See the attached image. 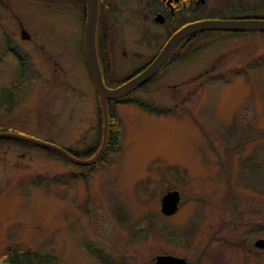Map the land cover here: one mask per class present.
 Returning <instances> with one entry per match:
<instances>
[{
	"label": "rangeland",
	"instance_id": "obj_1",
	"mask_svg": "<svg viewBox=\"0 0 264 264\" xmlns=\"http://www.w3.org/2000/svg\"><path fill=\"white\" fill-rule=\"evenodd\" d=\"M155 5L103 0L112 81L164 42ZM223 13L264 16V0H203L187 19ZM84 20L81 0H0V122L81 157L101 128L81 48ZM23 30L40 35L57 64L24 78L15 94ZM176 57L133 93L157 109L113 105L120 147L99 163L0 140V261L8 247H32L65 264H154L157 253L192 264H264V248L251 250L264 235V31L202 33ZM170 188L181 198L167 215L159 206Z\"/></svg>",
	"mask_w": 264,
	"mask_h": 264
},
{
	"label": "water",
	"instance_id": "obj_2",
	"mask_svg": "<svg viewBox=\"0 0 264 264\" xmlns=\"http://www.w3.org/2000/svg\"><path fill=\"white\" fill-rule=\"evenodd\" d=\"M203 1V0H200ZM99 9V0H86V17L83 30V51L89 76L94 85V88L99 96L101 110L103 115L102 123V138L100 145L93 154L85 157L78 156L72 153L67 148L56 143L40 140L34 137L23 135L12 130H0V136L16 137L24 140H29L37 144L52 148L70 160L78 164L93 163L104 151L107 136H108V100L119 98L128 94L135 88L144 84L150 79L161 67L165 59L168 57L172 48L186 35L202 29H222V30H264V16H236V17H204L192 20L178 29H176L157 54L136 74L132 75L125 81L115 86H108L104 82L101 67L99 64L96 50V25ZM161 13L154 16V20H162ZM180 192L178 188H170L161 195L160 209L165 214H171L178 208L180 201ZM255 244L264 247V236L255 239ZM155 264H191V262L181 255L173 253H157L154 256ZM0 264H11L7 260L0 261Z\"/></svg>",
	"mask_w": 264,
	"mask_h": 264
},
{
	"label": "trees",
	"instance_id": "obj_3",
	"mask_svg": "<svg viewBox=\"0 0 264 264\" xmlns=\"http://www.w3.org/2000/svg\"><path fill=\"white\" fill-rule=\"evenodd\" d=\"M102 4H103V0L100 3L99 17H98V20H97L96 41H97V45H99L98 46V50H99V53H100V60H101V64L103 66V70H104V73H105V80L107 82V85L108 86H115V85L119 84L124 78H116V79H114L112 81V79H109L107 74H106V59L107 58H106V55L103 53L104 40L101 39L102 37L100 36V26H101V21L103 20V18L101 17ZM253 13H256V12H253ZM252 15L262 16V15H258V14H252ZM216 16H220V17H236V16H245V15H240L238 13H233V14L223 13V14H218ZM199 18H204V17L190 18V19H187L185 22L192 21V20L199 19ZM223 31L241 32V31H247V30L235 31V30H222V29H202V30H197L195 32H192V33L186 35L187 37H189V39L186 40L185 38H182L179 41L178 44L176 43V45L173 47V49L171 51V54L169 55V57H170L169 61H165L161 65V67H160V69H159V71L157 73L161 72L162 69L170 61H173L175 59H179L180 58V57H176V56H178L180 54V53L177 54V52L178 51L181 52V49L184 47L183 43H185V46L187 44H190V42L193 39H195L197 36H199L202 33H212V32L215 33V32H223ZM256 31H264V30H256ZM33 75H35V74H33ZM26 77L27 76L24 74L23 65L21 64V67L19 69L17 78H16V80L13 81V84H12V88H13L15 94L23 92L21 88H22V85L24 84V78H26ZM153 77L150 78L144 84L140 85L139 87H137L134 90H132L131 92H129L128 94H125V95H123V96H121L119 98L109 99L108 100L109 117H108L107 143H106L104 151L101 153V155L93 163H91L92 165L96 164V163H99L101 160H103V157L105 156V154H106V152L108 150H112V149L115 150V149H118L120 147L121 124H120V119H119V117L116 116V114L114 112V107H113V105L117 101H121V100L122 101H128V102H132V103H134L136 105H139L141 107H145V108H148V109H157L156 108L157 106L155 105V103L153 101L151 102L148 99L145 100L144 98H141V97L139 98V97H137V96H135L133 94L137 90L146 89V87L148 85V82H150L153 79ZM98 98H99V96H98ZM99 102H100V99H99ZM4 108L6 109L7 107L4 106ZM1 111H5V110H3L1 108ZM99 121H100L99 126L101 125V128H98V133H99V130H100V134L98 135V133H97V137H96L95 143H97V141H98V136H99V139L102 138L103 115H102V110H101V104H100V109H99ZM0 130H12V129H10L5 124H2L0 122ZM12 131H14V130H12ZM10 138L15 139V140H20V141L21 140L22 141H29V140L16 138V137L0 136V140L1 139H10ZM29 142H31L33 144H37V143L32 142V141H29ZM95 143H93V144H91L90 146L87 147V149H86L87 151H86V155L85 156H89V155L93 154L94 151L98 148V146L100 145L99 144L100 141H99V143L97 145ZM37 145H40V144H37ZM40 146L44 147V148H47V149H50V150L54 151L55 153H58V154L62 155L63 157H65L66 159L70 160L69 158L64 156L62 153H60V152H58V151H56V150H54L52 148H49V147H46V146H43V145H40ZM68 150H70L72 153H74V154H76L78 156H81L77 150H74L72 148L71 149L69 148ZM87 165H89V164H87ZM2 258L4 260L9 261L11 264H65L56 254H53V253H51L49 251H46V250L35 249V248H32V247H26V248L8 247V249L3 252ZM153 262H154V258H153Z\"/></svg>",
	"mask_w": 264,
	"mask_h": 264
},
{
	"label": "flooded vegetation",
	"instance_id": "obj_4",
	"mask_svg": "<svg viewBox=\"0 0 264 264\" xmlns=\"http://www.w3.org/2000/svg\"><path fill=\"white\" fill-rule=\"evenodd\" d=\"M56 1V0H55ZM73 1V0H72ZM102 0H99V9H98V17H99V10H100V3ZM155 1V10H154V15H153V19L154 16L157 13H161L163 16L162 20H155L157 22H159L160 24H163L166 29H167V35L165 37L164 42L159 46V49H157V51L149 58L147 59L143 64H141L139 67L134 68L131 72H129L128 74H125L122 78H124L121 82L125 81L126 79H128L129 77H131L132 75L136 74L138 71H140L144 66H146L150 60L157 54V52L160 50V48L163 46V44L165 43V41L169 38V36L176 30L178 29L180 26L190 22H185L187 20V14L189 9L191 8L192 5L198 3L200 0H154ZM56 3V2H55ZM81 3L83 5V14H84V18L86 17V0H81ZM97 17V20H98ZM85 23V20H84ZM97 27V26H96ZM23 34L24 37L26 38V45H25V49H24V55L22 56V61L21 64L23 65L24 68V74L26 76L31 75L32 73L34 74H39L40 71L42 70V68L46 69L47 66L50 64L48 62H50L53 65H56L57 62L56 61H52V60H48L50 58H48V52L46 49V44L45 42L40 38V35H33L31 34V32L27 31V30H23ZM186 40L189 39V37H183ZM83 39V38H82ZM184 42V41H183ZM179 43V42H178ZM177 43V44H178ZM98 46L97 45V41H96V50H97V56H98V60H99V64L101 67V72H102V76L104 79V82L107 84L106 80H105V73L103 70V66L101 64V60H100V53L98 50ZM183 46H185V43H183ZM81 48L83 50V41L81 43ZM100 48V47H99ZM173 49V48H172ZM172 51V50H171ZM171 51L169 53V55L171 54ZM84 53V51H83ZM103 53L106 55V69L108 70H112V56H114L113 53V47L111 46L110 43L105 42L104 46H103ZM180 53L179 51L177 52V54ZM35 54V56H34ZM169 55L168 57L165 59V61H169ZM53 58H54V54H52ZM164 61V62H165ZM163 62V63H164ZM86 64V61H85ZM44 65V67H43ZM87 67V65H86ZM88 70V69H87ZM159 71V70H158ZM107 74V73H106ZM158 73H156L154 75V77L157 75ZM153 77V76H152ZM151 77V78H152ZM153 77V78H154ZM149 80V79H148ZM147 80V81H148ZM146 81V82H147ZM120 82V83H121ZM118 85V84H117ZM181 198V197H180ZM161 200V197H160ZM180 201L178 203V207H179ZM160 207V206H159ZM178 209V208H177ZM176 209V210H177ZM176 212V211H175ZM174 213V212H173ZM171 213V214H173ZM171 214H167V215H171ZM264 235L258 236V237H263ZM256 237V238H258ZM255 238V239H256ZM255 239L253 240V247H252V251L255 248H264V247H260L257 246L255 244ZM247 245V244H246ZM192 264V263H191Z\"/></svg>",
	"mask_w": 264,
	"mask_h": 264
}]
</instances>
